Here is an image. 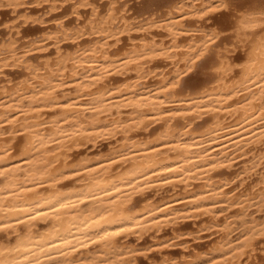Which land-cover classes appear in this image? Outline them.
Instances as JSON below:
<instances>
[{"label":"bare ground","instance_id":"1","mask_svg":"<svg viewBox=\"0 0 264 264\" xmlns=\"http://www.w3.org/2000/svg\"><path fill=\"white\" fill-rule=\"evenodd\" d=\"M69 1L73 19L56 20L28 47L18 45L17 24L7 25L0 41V73L20 67L24 76L0 86V234L7 237L0 264H137L142 248L125 239L191 217L210 218L220 238L209 250L163 264H264L255 259L264 222L247 218L252 203L264 206V176L248 194L227 191L230 178L215 180L264 144V4L237 0L236 10L247 9H231L221 30L187 19L200 23L227 0H167L165 11L153 8L165 0H150L142 9L152 13L138 21L115 0L107 10L96 0H0V7L10 6L26 24L40 19L32 3L58 10ZM226 30L242 43V56L220 50ZM49 45L55 60L28 56ZM198 68L203 79L186 86L185 75ZM112 74L126 79L110 85ZM151 78L156 84L148 85ZM142 130L148 137L138 138ZM109 138L118 141L109 152L72 157L73 148L90 144L80 150L86 153ZM263 160L254 154L242 181ZM194 181L201 183L191 187ZM181 184L182 195L144 201ZM235 206L237 221L219 219Z\"/></svg>","mask_w":264,"mask_h":264},{"label":"rangeland","instance_id":"2","mask_svg":"<svg viewBox=\"0 0 264 264\" xmlns=\"http://www.w3.org/2000/svg\"><path fill=\"white\" fill-rule=\"evenodd\" d=\"M96 1H97V4L103 10L108 9V7H109L108 0H96ZM115 1H117V5L119 7H121L120 8L121 11L125 10V11H128L129 15L133 14L130 16H132V18H134L136 21L146 19L147 16H149V14L152 13V11H151V13H145L143 11L144 9H142V8H145V10H146L147 7L149 8V5L152 3L150 0H147V1H144V0H123V1L122 0H115ZM166 1L167 0L163 1V4H161L159 6H154L153 7V8H155L154 10L159 8L161 10L158 9V11H165L168 8L167 6H164V5H166L165 4ZM174 1H177V0H174ZM258 1H259V4H264V1H262V0H261L262 2L260 0H258ZM227 2H228V4H227L228 6L226 8L223 7L219 10H216L214 13H212V15L211 14H210V16L208 15L209 17L206 16L205 19H201L200 23H194V22L192 23V20H190V19H187V22L189 21L188 22L189 25H192V24L197 25V24L202 23L203 26L207 25L206 27L204 26V28L207 30H209V29L210 30L211 29L221 30L220 27L222 28V27H224V25H226V23H228V21H227L229 18L228 16H230V18H229L230 20L233 19L231 17V15H229V14L237 13L238 10H236V9L239 8V6H238V8L236 7L237 6V0H232L231 1L232 3L230 2V4H229L228 0H227ZM148 3H149V5H148ZM45 4H46V2L42 3V4L32 3L30 5V7L34 9L33 17H35V18L40 17V19L37 20V22L33 23V22H31L32 18H30L29 22L26 24L21 23L22 20H24L23 17H15V13H13L11 11L10 6H1L0 7V11H1V13H0V41L2 40V38L7 37V33H6L7 25L17 24L21 28L20 29L21 33L19 35H16V37L17 36L19 37L18 38V45H20V48L23 49L25 46L28 47V45L32 44L33 40L35 38L37 39V38H39L38 36L43 35L44 32L53 29V26L55 25L56 20L71 21L73 19V17L75 16V14L72 13V8L70 7V4H72V2H70V1L65 3V5L61 8H59L58 10H53V9H51V7L46 6ZM81 9L83 10V15L86 18H88L89 14H90V12L87 10L88 8L81 7ZM163 9H165V10H163ZM231 9H233V10H231ZM240 9H242V11L244 12L247 8H240ZM8 10L10 11V13ZM84 10H85V12H84ZM242 11H238V12L240 13ZM222 12H225V13H222ZM226 12L227 13L231 12V13L227 14ZM104 13H106V12H104ZM224 14H226V15H224ZM220 15H222L224 17H222ZM225 17L227 18L226 20H224ZM214 18H215V21H214ZM219 18H220V20H221V18H223L222 20H224L223 21L224 23L222 21L218 20ZM216 20L219 22H217ZM40 21H43V22H40ZM190 21H191V23H190ZM216 23L217 24L219 23L221 25H219V24L217 25ZM46 27L47 28L49 27V28L46 29ZM155 31H157V30H155ZM224 32L225 33L222 36H224L225 43L222 45V47H220L221 48L220 50L229 48L230 49V55L233 58L234 57L238 58V56H242L245 53V49L243 48L242 43H238L236 41V39L234 38L231 31L226 30ZM155 34L157 35L158 32L157 33L155 32ZM159 34H161V33L159 32ZM124 37H125V39L124 38L123 39L126 40L127 36H124ZM124 40L120 41L119 43H122ZM124 42H123L124 44L122 43L123 45H121L119 43L117 45H115L112 43L111 48H113V47L118 48L119 45H121L120 49L123 48L122 50H126V48H129V45L127 46V44H129V41L127 40ZM229 42H231V43H229ZM66 49L67 50H73L74 47L69 46ZM28 56H30V57L35 56V57H33V61H35V62H44L47 59L50 61L55 60V58H56L55 47L53 45H49L45 50H34L31 53H29ZM40 56H42V57H40ZM161 63H164V64H161ZM161 63L158 66L159 68H165L167 70L168 69L171 70V66H167V64L165 62H161ZM168 67H170V68H168ZM22 70L23 69L20 67L4 69V72L0 73V86L6 85L8 82H11L14 84V83L20 81L24 77L22 74L23 73ZM197 70H200V72ZM192 72H193V74H192ZM192 72L186 74L187 76L185 75L186 78L184 77V80L188 79L185 81L186 83H184V81H183V83L186 86L190 85L189 87L193 86L192 84H194V83L198 84L199 81H201V79H203L202 73L205 71L198 68ZM196 72L197 73L199 72L198 73L199 76L196 75L197 74ZM112 75H117L118 78L120 77V74H112ZM190 75L192 78L190 77ZM117 76L114 77V80L109 78L108 80H111V81H109L108 84L110 83V85H113V83H114V85H120L121 83H123L125 81L123 79H126V77L121 78L122 76L120 77L121 79L120 78L118 79ZM111 77H113V76H111ZM189 78L192 80H190ZM115 79H116V81H115ZM117 80H119V81H117ZM151 80H153V81H150L148 83V85L156 84L155 78H151ZM195 80H196V82H195ZM190 81H192V82H190ZM115 82H117V83H115ZM198 121L199 120H196L195 122H198ZM159 124L160 123H158V124L156 123V124L151 125L150 129L152 127H156ZM142 131H143L142 136H140L138 138L148 137L149 130H142ZM113 139H115V140H113ZM99 142L100 143H98V145H100V146H98L97 148L96 147H93V148L90 147V148H88L86 153H84V152L80 153L81 152L80 150H83L84 148L86 149L90 144H86V145L81 146L79 148H73L71 151L72 157H74V156L76 157L77 154H75V153H78V152L80 154V155L78 154L79 155L78 157L83 156L85 154H88L90 151L91 152L95 151V152L93 154L90 152L89 155L90 154L95 155L98 153L101 154L103 152L105 154V152L106 153L109 152L110 149H112L113 147H116L118 145V141L116 138H109L106 140H101ZM92 150H94V151H92ZM81 154H83V155H81ZM254 154L263 155L264 154V144H259L249 155L238 158L236 160L237 164L235 163V165L231 169H225L224 176H222L224 172L223 173L221 172V174L218 175L215 178V180L218 181V180H221L224 178H226V179L230 178L231 181L229 182V184L225 188H227L226 190L229 191L228 186H230L229 187L230 191L233 194H236V193L237 194H242V193L248 194V193H251L252 190H257L258 188H260L261 181H262V178L264 176V160L262 161V163L259 166H257L256 174L251 176V178H248L245 181H242L243 174L239 175V173L241 171H243L245 164L250 162V160L253 158ZM222 169H224V168H222ZM226 172H227V174H226ZM194 183H196V184H193L191 187H194V186L197 187L201 182L200 181H194ZM184 186H185V184H181V186L179 185V187H177L176 189H173V188L171 189V187L168 186V187H165L166 189L164 188L165 191L161 190V191H159L158 194L151 192V195H149L150 194L149 193L148 195L145 196L144 201H146V199L157 201V200H160L162 198L163 199L164 198L169 199V198H172L173 196L178 195V194L182 195V193H184V191H186ZM254 202H256V201H254ZM252 204L253 205H251L248 208L247 213L249 215L247 216V218L251 219L253 217L257 223L264 222V206L260 207L261 204H256V203H252ZM179 205H180V203H179ZM240 212H241L240 208H238L237 206L231 207L230 209H227L224 212L221 211L219 219H221L223 217L221 220H225L226 217H230V219L237 221L238 218H236V216H238ZM204 218H202V219L201 218H192V217L191 218H185V219L180 220L181 223L179 225H173V224L166 225V226H164V228L161 231L156 232V233L150 232L149 234H146L140 240H135L134 238H129V239H125L124 241L126 243H131V245L140 244V246L139 245L138 246H139V248H142V249L140 250L141 252L140 251L138 252V261L139 262L137 261V264H163L165 257H169V256L177 259L178 261H182L184 259V257L192 256L196 253V251L201 252V251L209 250L210 247L213 246V244L220 238V236H221L220 233H215L216 228H210L211 227L210 224H211L212 220L208 217H204ZM170 227H171V230H170ZM177 227H182V228L179 230V229H177ZM241 230H242V228H241ZM237 231L239 232V230H237ZM237 231H235L234 233L237 234ZM6 238H7L6 236L0 234V240L1 239L5 240ZM127 240H129V241H127ZM156 242H162V244L160 246L157 245L156 247L155 246L152 247L153 244ZM255 259L259 263L264 262V238L263 239L261 238V240H259L258 250L256 251ZM75 264H79V263H75Z\"/></svg>","mask_w":264,"mask_h":264}]
</instances>
